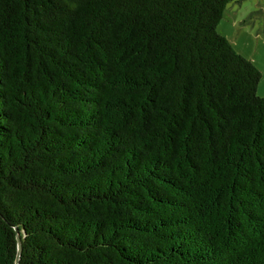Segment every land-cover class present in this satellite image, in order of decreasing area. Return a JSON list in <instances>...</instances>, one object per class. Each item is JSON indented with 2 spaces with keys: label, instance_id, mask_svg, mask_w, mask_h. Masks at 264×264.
Instances as JSON below:
<instances>
[{
  "label": "trees",
  "instance_id": "1",
  "mask_svg": "<svg viewBox=\"0 0 264 264\" xmlns=\"http://www.w3.org/2000/svg\"><path fill=\"white\" fill-rule=\"evenodd\" d=\"M241 1L0 0V264H264Z\"/></svg>",
  "mask_w": 264,
  "mask_h": 264
},
{
  "label": "rangeland",
  "instance_id": "2",
  "mask_svg": "<svg viewBox=\"0 0 264 264\" xmlns=\"http://www.w3.org/2000/svg\"><path fill=\"white\" fill-rule=\"evenodd\" d=\"M217 32L260 70L262 78L257 94L264 97V0L228 4Z\"/></svg>",
  "mask_w": 264,
  "mask_h": 264
},
{
  "label": "water",
  "instance_id": "3",
  "mask_svg": "<svg viewBox=\"0 0 264 264\" xmlns=\"http://www.w3.org/2000/svg\"><path fill=\"white\" fill-rule=\"evenodd\" d=\"M17 244H18V253H17L16 264H18L21 255V238L19 235H17Z\"/></svg>",
  "mask_w": 264,
  "mask_h": 264
}]
</instances>
